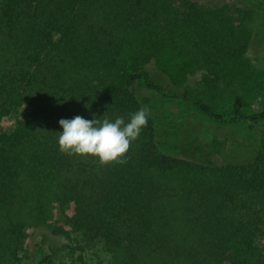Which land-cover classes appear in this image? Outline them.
Listing matches in <instances>:
<instances>
[{"label":"trees","instance_id":"1","mask_svg":"<svg viewBox=\"0 0 264 264\" xmlns=\"http://www.w3.org/2000/svg\"><path fill=\"white\" fill-rule=\"evenodd\" d=\"M255 1L264 9V0ZM101 16L111 26L94 32ZM228 25L191 0H0V116L29 108L10 133L0 129V264H15L25 252L27 225L15 219L16 202L30 182L48 176L60 179L54 194L60 217L51 230L67 241L65 264H86L85 253L95 249L109 256L107 264H151L171 255L162 250L167 234L157 216L167 205L166 189L200 206L198 221L188 219L191 241L197 236L200 243L180 264H264L257 248L264 238V151L214 166L181 158L187 122L163 109V101L190 93L176 90L185 72L171 70L177 47L200 48L188 52L185 65L244 64L222 37ZM161 60L158 71L148 66ZM191 104L216 122L264 130V107L251 114L222 110L202 96ZM141 108L148 110L147 126L125 163L60 151V119L127 122ZM47 240L44 234L34 245L36 264H52Z\"/></svg>","mask_w":264,"mask_h":264},{"label":"rangeland","instance_id":"2","mask_svg":"<svg viewBox=\"0 0 264 264\" xmlns=\"http://www.w3.org/2000/svg\"><path fill=\"white\" fill-rule=\"evenodd\" d=\"M191 1L196 2L203 11L219 14L220 20L229 24V30L225 28L226 35L220 36L226 41H231V45L234 44L233 50L240 53L239 58L244 64L240 68H232L231 63H221L220 60L213 67L212 63L210 66L200 63L185 65L188 52L197 55L200 48L194 46L185 52L183 47L174 50L170 63L175 67L174 69L171 67V70L179 71L182 66L185 70L179 78L181 83L176 86V90L183 93L184 88H187L190 91L184 100L163 101L165 116L172 120L180 119L187 122L185 130H182L179 137V141H182L179 144L183 148L178 156L210 166L249 160L252 149L264 151V130L256 129L251 132L238 122H216L197 112L191 102L196 96H202L219 109L235 108L247 114L255 113L264 107V9L258 6L255 0ZM100 3H97L98 6ZM110 26V21L105 23L101 16L98 23H93L92 29L95 32L99 27L109 29ZM225 52L227 53L226 50ZM163 64L165 65L161 60L158 65L152 62L148 66L158 71ZM215 72H218L216 77L213 75ZM204 77L213 79L211 80L213 84L205 85ZM14 113L16 115L10 117L0 116L2 131L10 133L16 126V119L28 117L29 108L18 107ZM183 133H187V137H183ZM37 176L38 174L29 180ZM59 186V177L35 179L24 188L25 194L18 198L15 206L17 210H14L18 218L15 219L26 223L27 236L26 250L17 254L19 260L15 264H36L37 254L34 245L44 234L48 236L44 247L47 253H52V264H65L71 259L70 254L61 251L67 242L65 238L51 230L60 217L54 199ZM166 190L164 197L167 205L158 207L157 216L158 223L163 225L162 229L167 234L166 243L161 245L162 250L170 252L171 255L162 252L163 256L153 259L151 264H180L178 258L183 257L190 245L197 248L200 243L197 236L191 241L192 233L189 229L192 224L188 221L193 218L198 221L200 206L195 203L185 205L176 199L179 194ZM167 192L174 197H168ZM257 248L264 256V238L258 243ZM108 258L109 256L96 249L85 253L86 264H107ZM262 259L264 260V257Z\"/></svg>","mask_w":264,"mask_h":264},{"label":"clouds","instance_id":"3","mask_svg":"<svg viewBox=\"0 0 264 264\" xmlns=\"http://www.w3.org/2000/svg\"><path fill=\"white\" fill-rule=\"evenodd\" d=\"M148 122V110L141 108L125 120L118 116L114 120L86 119L75 116L60 119L58 145L61 152L69 155H92L101 164L116 162L123 164L124 154L132 142L136 141Z\"/></svg>","mask_w":264,"mask_h":264}]
</instances>
